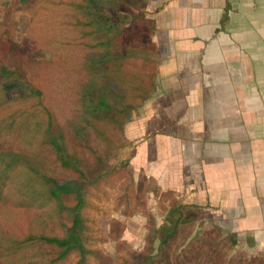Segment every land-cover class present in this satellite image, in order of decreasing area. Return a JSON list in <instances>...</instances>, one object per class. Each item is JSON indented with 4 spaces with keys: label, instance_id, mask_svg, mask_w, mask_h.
<instances>
[{
    "label": "trees",
    "instance_id": "16d2710c",
    "mask_svg": "<svg viewBox=\"0 0 264 264\" xmlns=\"http://www.w3.org/2000/svg\"><path fill=\"white\" fill-rule=\"evenodd\" d=\"M0 1L6 5L3 18L8 26L0 37V208H26L44 229L22 238L0 232V264H102L105 256L95 246L96 221L88 212L87 198L88 183L99 180L89 181L81 163L93 138L100 145L114 144L115 137H107L100 124L106 123L114 132L116 123H127L131 110L141 106L150 93L156 53L150 38L155 26L141 11L125 12L117 0ZM18 11L31 16L27 38L50 54L29 58L35 75H26L24 63L14 62L10 52L15 40L13 17ZM80 70L86 71L88 81L82 85V116L73 133L45 103L42 79L50 71L63 77ZM12 88L26 93L8 97L6 91ZM85 131L92 139H81ZM89 154L99 160L92 151ZM55 166L62 169V176H57ZM126 167L130 168L131 191L135 187L141 192L149 180L134 183L129 160L107 177L121 178ZM145 191L159 189L154 186ZM187 209L179 200L172 201L163 224L151 232L155 236L148 237L150 246L159 240L165 264H171V259L169 263L164 248L178 238L180 229L198 218L195 209ZM52 226L57 227L56 233H51L56 228ZM187 238L179 244V259L191 249L185 246Z\"/></svg>",
    "mask_w": 264,
    "mask_h": 264
},
{
    "label": "crops",
    "instance_id": "0c3cea01",
    "mask_svg": "<svg viewBox=\"0 0 264 264\" xmlns=\"http://www.w3.org/2000/svg\"><path fill=\"white\" fill-rule=\"evenodd\" d=\"M126 1L156 47L125 126L133 173L233 236L241 264H264V0Z\"/></svg>",
    "mask_w": 264,
    "mask_h": 264
},
{
    "label": "rangeland",
    "instance_id": "374dc122",
    "mask_svg": "<svg viewBox=\"0 0 264 264\" xmlns=\"http://www.w3.org/2000/svg\"><path fill=\"white\" fill-rule=\"evenodd\" d=\"M117 2L121 1L117 0ZM122 3L125 10L132 13L131 4L129 5L123 0ZM5 9V3L0 1V37L3 31L8 29L3 18ZM13 20L15 40L10 46V52L15 57H13V61L24 63L23 70L26 75H35L37 70L35 71L30 64L29 58L32 56L44 57L50 54L48 51L37 49L31 43L32 40L27 38V30L32 20L28 13L18 11L14 14ZM84 52V54H88L86 51ZM82 61L80 60L78 63ZM87 79L86 71L82 72V70L64 74L63 77L50 71L42 79V84L46 83L43 90L45 103L54 110L65 129L73 131V133H77L76 128H78V122L82 116L80 109L84 102L80 93L84 88L82 85H86ZM23 93H26L25 89L12 88L6 91L8 97L14 98H18ZM128 122L116 123L118 126L114 128V132L112 127L106 123L100 124L107 137H115L111 147L107 144L100 145L90 137L88 131L81 133V139L86 141L92 139L91 143H88L89 151L86 152L81 168L89 181L99 180L94 185L88 183L90 194L87 197L90 204L88 212L96 221L94 228L98 240L95 246L105 256L102 264H165V260L162 261L159 240L156 238L154 246H150L148 237L155 236L151 232L163 224L162 221L167 215L170 203L177 200L175 195L159 191L147 194L145 190L154 188L153 183L149 181L144 183L141 192L135 191V187L131 191L129 167L122 170L121 178L118 176L107 177L111 171L119 168L121 162L130 160L132 145L125 138V126ZM104 143H108V141ZM91 151L95 157H98V161L89 154ZM102 158L103 160H101ZM54 169H56L57 176H62V169L56 166ZM133 179L135 183L145 179V176L133 174ZM140 196H143L144 199H139ZM93 206L95 209L92 208ZM42 229L39 220L35 218L32 211L21 207L0 208L1 233L22 238L30 232H38ZM56 229L57 227L51 230V233H56L58 231ZM185 237H188L186 244L193 238L194 240L189 245L185 244V246L191 247L190 251L188 250L189 254L179 259L177 251ZM234 246L230 235H224L219 229L194 223L180 229L178 238L164 248V252L169 255L171 264H241L245 258L241 255L237 256L235 253L233 255ZM152 255L153 259L149 263L145 262V258Z\"/></svg>",
    "mask_w": 264,
    "mask_h": 264
}]
</instances>
